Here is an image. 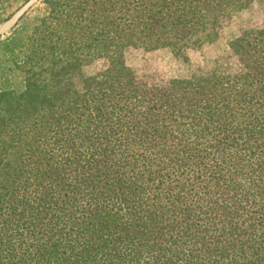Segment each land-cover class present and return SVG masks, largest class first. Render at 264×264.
I'll use <instances>...</instances> for the list:
<instances>
[{
  "label": "trees",
  "instance_id": "trees-1",
  "mask_svg": "<svg viewBox=\"0 0 264 264\" xmlns=\"http://www.w3.org/2000/svg\"><path fill=\"white\" fill-rule=\"evenodd\" d=\"M264 0H57L0 91V264H264V27L237 70L152 85L128 48L216 43Z\"/></svg>",
  "mask_w": 264,
  "mask_h": 264
},
{
  "label": "rangeland",
  "instance_id": "rangeland-1",
  "mask_svg": "<svg viewBox=\"0 0 264 264\" xmlns=\"http://www.w3.org/2000/svg\"><path fill=\"white\" fill-rule=\"evenodd\" d=\"M28 0H0V24ZM57 0H39L6 35L0 37V91L20 88L25 72L41 71L46 66L43 55L29 47L35 28L43 16L56 6ZM264 27V4L254 2L226 23L219 40L203 49H189L188 61L176 58L167 49L128 48L125 60L152 85H166L172 79L189 78L192 74L240 68L230 42L248 28Z\"/></svg>",
  "mask_w": 264,
  "mask_h": 264
},
{
  "label": "water",
  "instance_id": "water-1",
  "mask_svg": "<svg viewBox=\"0 0 264 264\" xmlns=\"http://www.w3.org/2000/svg\"><path fill=\"white\" fill-rule=\"evenodd\" d=\"M38 1L39 0H28L25 4L18 8L8 19L3 21L0 24V37L9 33Z\"/></svg>",
  "mask_w": 264,
  "mask_h": 264
}]
</instances>
